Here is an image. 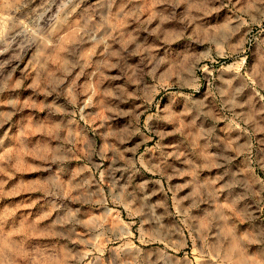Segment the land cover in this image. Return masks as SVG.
Instances as JSON below:
<instances>
[{
	"label": "rangeland",
	"instance_id": "1",
	"mask_svg": "<svg viewBox=\"0 0 264 264\" xmlns=\"http://www.w3.org/2000/svg\"><path fill=\"white\" fill-rule=\"evenodd\" d=\"M0 264H264V0H0Z\"/></svg>",
	"mask_w": 264,
	"mask_h": 264
}]
</instances>
